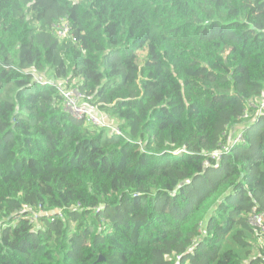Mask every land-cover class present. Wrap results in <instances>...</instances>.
<instances>
[{
	"label": "trees",
	"instance_id": "trees-1",
	"mask_svg": "<svg viewBox=\"0 0 264 264\" xmlns=\"http://www.w3.org/2000/svg\"><path fill=\"white\" fill-rule=\"evenodd\" d=\"M261 102L264 0H0V264H264Z\"/></svg>",
	"mask_w": 264,
	"mask_h": 264
},
{
	"label": "built area",
	"instance_id": "built-area-1",
	"mask_svg": "<svg viewBox=\"0 0 264 264\" xmlns=\"http://www.w3.org/2000/svg\"><path fill=\"white\" fill-rule=\"evenodd\" d=\"M54 35L59 39H67L71 36V26L67 21H62L54 27ZM57 90L62 98L63 108L69 113L72 117L77 120H83L88 125L93 128H103L108 129L113 132L115 135H120L119 131L116 129L115 122L109 119L106 115L97 113L96 111L91 110L86 105L83 104V96L75 88H72L67 81H61L56 84ZM255 110L256 115H260L264 111V103L259 104H250ZM249 114L245 112L243 120H247ZM109 122H112V125H109ZM244 142L243 135L240 131L235 133L230 140L223 145L218 151L210 155V159L218 164L222 156L229 153V148L231 145H238ZM208 165V163L206 164ZM36 219V216L33 215L32 220ZM250 226L255 229L259 234L264 233V212L258 213L256 209H253L249 215L248 220Z\"/></svg>",
	"mask_w": 264,
	"mask_h": 264
},
{
	"label": "rangeland",
	"instance_id": "rangeland-1",
	"mask_svg": "<svg viewBox=\"0 0 264 264\" xmlns=\"http://www.w3.org/2000/svg\"><path fill=\"white\" fill-rule=\"evenodd\" d=\"M36 79H39V76H36ZM255 104V103H254ZM85 123V122H84ZM112 122H109V125H112Z\"/></svg>",
	"mask_w": 264,
	"mask_h": 264
},
{
	"label": "clouds",
	"instance_id": "clouds-1",
	"mask_svg": "<svg viewBox=\"0 0 264 264\" xmlns=\"http://www.w3.org/2000/svg\"><path fill=\"white\" fill-rule=\"evenodd\" d=\"M96 111V110H95ZM97 113H99L98 111H96ZM101 114V113H100ZM105 115V114H104ZM74 118V117H73ZM77 120V119H76ZM79 121H83V120H79ZM85 122V121H84ZM86 123V122H85ZM87 124V123H86ZM88 125V124H87ZM90 126V125H89ZM91 127V126H90ZM93 128V127H92Z\"/></svg>",
	"mask_w": 264,
	"mask_h": 264
}]
</instances>
